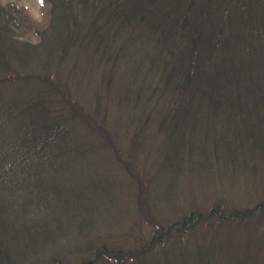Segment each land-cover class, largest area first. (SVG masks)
<instances>
[{"label": "trees", "instance_id": "obj_1", "mask_svg": "<svg viewBox=\"0 0 264 264\" xmlns=\"http://www.w3.org/2000/svg\"><path fill=\"white\" fill-rule=\"evenodd\" d=\"M44 1L50 5L54 27L51 37L47 36L60 45L55 50L58 63L70 46L74 49L71 60L82 54L95 68L134 73L125 86L126 99L133 116L142 117L144 125L153 124L161 136L164 163L170 162L166 167H182L184 154L200 156V165L217 171L230 168L243 174L246 169L252 171L253 165L264 166V0ZM4 11L0 12V66L1 62L6 66L7 57L17 52L11 42L21 23L12 11ZM36 77L45 84L46 90L35 95L43 104L49 102L41 97L55 89L61 101L68 103L69 96L61 93L60 85L43 79L46 76ZM1 100L2 106L6 102ZM15 101L12 96L6 104ZM41 102L29 107L32 113L26 106L24 115L34 117H13L23 114L22 108L14 114L6 109L0 115V264H22L40 249L39 243L54 227L64 232L69 217L63 218L62 209L75 213V224L91 222L82 217L83 195L88 191L89 201L95 196L98 178L82 175L73 166L93 169L96 160L85 141L70 145L74 135L67 124L70 116L86 121L100 144L111 148L128 173L132 171L120 159L119 142L103 120L89 119L72 103L59 112L52 108L45 113L39 108ZM11 118L19 121L16 131H8L6 122L10 124ZM213 170L209 172L215 174ZM138 204L145 208L147 201L140 197ZM221 212L216 204L194 222L212 214L224 221L244 216L234 209ZM163 230L158 225L155 233L162 235ZM120 252L113 258L122 259ZM100 256L105 254L98 248L86 264ZM195 264L245 263L217 253Z\"/></svg>", "mask_w": 264, "mask_h": 264}, {"label": "rangeland", "instance_id": "obj_2", "mask_svg": "<svg viewBox=\"0 0 264 264\" xmlns=\"http://www.w3.org/2000/svg\"><path fill=\"white\" fill-rule=\"evenodd\" d=\"M3 8L12 11L21 23L11 42L13 52H17L7 57L6 66L2 62L0 66V78H6L0 80L1 101L10 102L12 96L17 101L0 105L4 106L0 115L7 111L18 113L21 108L24 115L26 106L27 112L32 113L29 107L41 102L35 95L46 90L42 79L36 76H46L43 79L54 81L56 87L60 85L61 93L69 96V104L81 107L89 119L103 120L119 142L120 159L132 167L128 173L123 162L115 160L111 148L100 144L86 121L70 116L67 124L69 131L74 132L70 145L85 141L93 148L90 156L96 160L93 169L73 166L82 175L98 178L90 201L88 191L83 190L86 202L82 217H89L91 222L84 219L75 224V213L60 209L63 218L69 217L65 226L75 225L63 226L64 232L54 227V232L39 243L40 249L22 264H86L93 260L98 248L105 256L90 264H195L209 261L217 253L245 264H264V166L253 165L252 171L246 169L243 174L230 168L219 172L213 166L200 165V156L184 154L182 167H166L170 162L164 163L166 150L160 151L161 136L153 124L144 125L142 117L133 116L126 99L125 86L134 73L120 68H103L104 72L82 54L71 60L74 49L70 46L58 63L55 50L60 45L55 39L49 41L54 27L50 5L44 0H0L1 13ZM41 98L49 102L39 106L45 113L52 108L59 112L68 106L56 89ZM21 115L13 117H34L29 113ZM8 121V131L20 127L16 118ZM212 168L215 174L209 172ZM140 197L147 201L145 208L138 204ZM216 204L222 215L234 209L244 216L224 221L219 214H212L205 221L194 222V218L207 215ZM65 210L69 211V207ZM158 225L164 228L162 235L155 233ZM116 251H121L122 259L113 258Z\"/></svg>", "mask_w": 264, "mask_h": 264}]
</instances>
